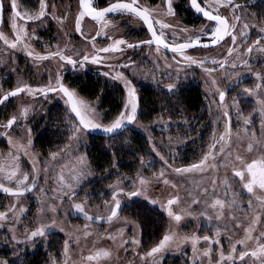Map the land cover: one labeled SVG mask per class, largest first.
<instances>
[{
	"label": "rangeland",
	"instance_id": "obj_1",
	"mask_svg": "<svg viewBox=\"0 0 264 264\" xmlns=\"http://www.w3.org/2000/svg\"><path fill=\"white\" fill-rule=\"evenodd\" d=\"M73 1L51 0L50 2L51 5H58L57 8L51 9L53 16L66 17L65 20L54 18L61 29L57 30L62 37H68L72 33L73 23L78 16H76L78 6ZM179 1L174 0L173 4ZM4 4L5 7L10 5V0H4ZM50 4L48 8L52 7ZM158 10L155 13L161 17L162 22L171 25L164 30L173 34L174 42L198 38L204 35L203 31L206 33L209 30L210 25L204 24L193 32L183 25L181 15L169 16L163 5ZM239 11L242 20L240 26L244 28V24L247 23L249 27L244 30L252 32V38L264 33V0L259 8ZM115 15L123 19L124 14ZM126 17L133 20L129 14ZM81 22L85 27L87 22L83 18ZM133 24L141 26L138 21ZM119 25L120 23H116L115 27ZM121 28L117 29L115 34L125 36L128 41L138 40L134 37L130 39L127 36L129 33L124 32L126 28L123 25ZM13 30L9 22L4 26L0 36L9 42H15L16 36L13 35ZM197 31L200 34H197ZM245 31L238 34L243 36ZM106 33L111 34V31ZM85 34L91 36L93 33L87 29ZM101 40L105 42L99 41L100 45L105 44L108 38ZM256 41L257 39L237 38L233 45L232 39H227L220 47L213 50L198 49L185 54L162 53L145 45L143 49L130 48L118 54L119 51L90 53L89 45L79 39H59L58 45L51 44L50 49H44V43L41 41L38 42L40 48L35 49L36 51H33L30 45L31 39H23L16 49L8 48L4 41L0 40V76L10 72L11 68L21 67L20 63L12 64L14 52L26 55L25 62L29 65L28 69L33 72L28 74L27 79L33 91L14 99L16 113L12 115L17 117V123L10 131L5 129L3 133V144L0 145V183L15 189L16 180L22 179L24 174L29 177L27 185L31 186L32 181L35 180L33 190L21 197L7 196L0 191V213H6V219L0 220V262L25 264L28 257L37 256L35 250L39 247L46 257L44 264H218V262L259 264L251 257H246L245 261L238 259L221 261L222 255L227 257L231 254L233 245L238 256L241 251L255 250L258 237L264 242V237H261V232H264V204H261L264 191L255 188L254 192L249 194L239 178L234 176L235 170H244L248 163L264 160V106L260 103L264 101V52L259 51L260 48H264V39L259 45H256ZM24 45L27 47L25 48ZM81 46L87 51L90 50L88 52L90 57L98 56L101 60H106H100L102 63L95 64L91 63V59L83 61V68L98 72L99 76L111 83L114 81L123 90L125 95L122 111H125L129 101L126 86L129 82L135 89L136 104L138 101L142 102L141 96L137 93L140 87H159L157 94L159 92L168 94L173 93L177 85H198L207 97H205L206 106L209 108L207 114H210L211 123L210 131L204 135L207 142L201 141L202 146H195L192 150L200 155L199 158L194 160L191 157L187 160L188 163L181 159L176 163L168 162L157 152L155 138L159 145L161 139L170 143L168 149L173 157L184 156L181 151L178 154L176 148L186 144L190 140L188 137H192L190 135L195 131L204 130V126L200 127L196 123L190 125L188 121L185 122L187 119L181 116L180 119H176L177 121L171 120L169 114L161 115L162 112L152 117V123L147 124L143 122L141 111L137 109L138 118L128 129L127 134L135 131L142 133L150 143L151 151L155 148L153 153L161 164L151 170L152 162H146L147 160L140 157V168L138 167V171L133 175H117L112 182L99 185L100 181L93 174L85 158L92 136L83 130L79 133L73 131L78 125L59 94L47 98H34V95L41 93L36 91L37 89L57 86L62 72L69 71L70 74L76 75L81 68L80 63L73 66L53 54L61 50L66 58L71 55L70 58L80 61L77 50ZM249 46L253 47L251 54L246 51ZM230 48L233 49L232 55L228 54ZM29 51L34 52V56L49 58L45 60L30 58L27 55ZM186 57L197 63H190ZM133 61L135 63H132ZM221 63L224 67L220 66ZM232 63L237 67L232 68L230 66ZM208 68L215 71L207 72L205 69ZM257 74H260L259 78ZM113 76L117 78L113 79ZM121 76L123 79L120 78ZM15 83L17 86L19 81L16 80ZM169 84L176 86L173 91H168ZM257 85L262 87L257 89ZM245 89L252 90L254 94L245 92ZM220 91L225 93L222 105L219 102ZM82 101L93 110L87 114V118L102 126H110L121 114L112 116L109 111L96 108V103L84 99ZM224 111L229 113L230 132L228 122L223 116ZM53 112L60 117L63 127L52 124L65 132L62 136L66 137L68 142L64 150L54 153L57 155L51 154L42 158L34 149L33 142L35 137L41 134V125L46 126L53 122L48 121V115ZM245 119L250 120V124L245 125ZM179 124L185 127L186 132L179 133V128L177 129ZM170 129L172 132H169ZM221 135H225L227 143L219 141L215 144L212 157L206 162L208 165L206 170L184 174L174 171L176 168L199 164L208 154L213 142ZM110 138L112 137L107 139ZM249 143L253 144L251 151L248 150ZM237 157L240 159L238 160ZM12 171H16L17 176L9 182L6 177ZM245 178L247 179L246 171ZM97 180L98 192L94 193L92 186ZM165 180L168 183H164ZM133 192H138L139 195L133 196ZM117 193L120 209L118 216L109 221L107 217L114 203L111 197ZM177 197L178 203L171 206V211L174 215L181 216L179 222L168 216V201ZM249 197L253 205L251 208ZM135 200L145 203L166 218L168 225L164 235L174 234L165 248L151 257L147 255L151 249L141 248V223L127 214L129 204ZM193 200L200 202L193 203ZM216 200L223 202L222 208L219 205L212 207ZM77 203L82 205L87 215L96 219L87 221L82 214V218H70L77 214L74 208ZM256 216H259V222L253 224ZM39 228H44L46 235L29 239L31 231ZM249 228H253L252 239L246 240V230ZM204 236H208L210 240L205 241ZM237 241L244 243L240 244ZM205 251L209 253L207 256L204 255ZM104 252L108 255L104 256ZM88 256H92L93 259L89 261Z\"/></svg>",
	"mask_w": 264,
	"mask_h": 264
},
{
	"label": "snow or ice",
	"instance_id": "obj_2",
	"mask_svg": "<svg viewBox=\"0 0 264 264\" xmlns=\"http://www.w3.org/2000/svg\"><path fill=\"white\" fill-rule=\"evenodd\" d=\"M228 2L231 4L232 0H228ZM39 3H40V11L38 15H31L28 13L21 14L19 11H17V0H10V6L12 9V13H13V21H12L11 27L14 29L16 40L15 42H9L6 38H4L3 36H0V40H3L8 48L16 49L18 44L23 42V37L25 35L26 29L23 26L17 25L16 23L17 19L23 20L25 21V23H30V22H35L36 20H42L43 17L46 14H48L46 12V0H39ZM166 4H167L168 11L171 12L172 11L171 0H166ZM191 6L196 10L197 13H200L207 21L212 22L211 26H209L208 32L204 33V35L210 38L211 44L214 45L220 41H223L227 35H231L233 45H235V42L237 39V36L233 34V32L235 31V23H233L232 25H229L226 17H222L218 12L214 13L213 11L206 10L202 6L201 3H198V0H191ZM80 7L83 9V11H81L80 18H78L76 22L77 32L81 31L80 20L85 15H89L92 20L99 22V21H103L109 14L118 13V14H131V15H134L135 17H138L140 20L144 22L145 26L147 27V30L149 31L152 37V39L150 40L141 41V42H138L137 44L126 43V41L123 39L116 40L112 46L99 49L98 50L99 52L115 53L117 51H123V49L120 48L121 45H126L127 48H139V47H142L143 45L152 46L154 43L155 45H157V51H159V47L162 46L166 49H170L174 53L178 51L182 53L184 50L194 47V46H204V47L209 46V44L203 43L200 38H190L183 43L173 44L170 47L169 44L163 38V33H158V31L156 30V26L159 25L160 29H167V28H170L171 25L167 23H163L159 19H156V20L152 19L150 17L149 10L138 6V0H130V2H125V0H114L112 4H110L109 6H107L106 8L102 10L95 9L94 7H92L91 0H80ZM235 7H238V6H235ZM2 9H3V4L0 3V10ZM240 19L241 17L239 15L234 16V20L236 22H239ZM248 27L249 25L245 23L244 28H248ZM259 44H260V41L257 40L256 45H259ZM24 47L26 48L27 45H24ZM246 51L249 54L253 53V47L249 46ZM259 51L264 52V48H260ZM232 53H233V49L230 48L228 54L232 55ZM27 55L30 58L38 59V60H45L49 58L47 56H39V55L34 56L31 51H29ZM53 55H58L60 60L62 61L66 60L68 64L73 65V66H75L77 63H81V61L74 60L70 57L66 58L63 54L59 52L54 53ZM89 59L90 58L87 55H84L82 57V61H85V62L89 61ZM186 59H189L190 63H193V64L197 63V61L191 60V58L186 57ZM100 60H101L100 57L94 56L91 58V63L95 64V63L100 62ZM132 63H135V62L133 61ZM200 63H204V62H200ZM213 63H216V61H213ZM245 64H247V61H245ZM81 66H83L82 63H81ZM124 66H128V65H124ZM220 66L224 67L222 63ZM230 66L232 68L237 67L235 63H232ZM205 70L207 72L215 71V69H211V68H208ZM105 75H109V74L105 73ZM257 76L259 78L260 74H257ZM112 78L116 79L117 77L113 76ZM120 78L123 79V76H121ZM213 83L215 82L213 81ZM126 86L128 87L127 94L129 97V101H128V104L125 106V111H122L119 118L116 119L108 127H103L101 124L95 123L93 122V120L88 119L87 114L93 110H90L88 108V105L84 101L79 100L76 97L75 92L71 91L68 87H65L62 83H60L59 80L57 81V87L55 88L49 86L48 91H45L44 89H37L36 91L42 92L45 98H47L48 92L58 91L63 94V97L66 98V102L71 112L75 114V117L78 120L79 126L74 127L73 129L74 132L79 133L82 130L90 131V130H96V129L102 128V130L105 133H112L122 128L125 123L131 124L136 119L137 104L135 102V99H136L135 89L130 86V82L126 84ZM175 87L176 86L174 84H169L167 86V89L168 91H173ZM261 87H262L261 85H257V89H260ZM26 91L31 93L33 90L31 88H26L25 86H18L14 90H10L6 94H4L2 97H0V104L5 103L11 97H15ZM244 91L248 92L249 94H254V92L249 89H245ZM224 99H225V93L223 91H220L219 92V102L221 103V105L223 104ZM260 103L262 104V106H264V101H260ZM25 113H26V110H25ZM223 116L225 120L228 122V125H229L228 131L230 132L231 121H230L228 111H224ZM16 123H17L16 117H12L7 120V123L3 125V127L11 130L13 125ZM244 124L245 125L250 124V120L245 119ZM219 141H224L225 143H227V141L225 140V135L219 136L218 139L213 142V144L209 148L208 154L205 155V157L199 164H194V165H191L190 167L176 168L174 169V171L178 174H184V173H191V172H201V171L206 170L208 166L206 162L212 157V149L215 148V144ZM252 147H253V144L249 143L248 150L251 151ZM153 150L155 151V148ZM221 151H223V148H221ZM55 155L57 154H54V156ZM16 159L18 160L19 157H17ZM237 159L239 160L240 157H237ZM212 167H215V165H212ZM245 171L247 172V179L245 178ZM16 176H17V172L12 171L11 173L7 175L6 179L9 182H11ZM234 176L239 178V180L243 184L244 189H246V191L249 194H252L255 188H259L260 190L264 191V160H254L252 163H248L245 166L244 170H239V169L235 170ZM28 179L29 177L27 174H24L22 179H17L15 189L5 186L3 183H0V191H2L3 193L7 195L14 196V197L24 196L26 192H31L33 188L35 187V180L32 181L31 186L27 185L26 182L28 181ZM141 183H143V181H141ZM164 183H168V181L165 180ZM132 195L133 196L139 195V193L133 192ZM117 196H118V193L111 197V200L114 203L111 208L110 215L107 217L109 221L118 216V211L120 209V201L117 198ZM178 199L179 198L177 197L174 199H170L168 201V216L171 217L176 222H179L181 220V216L174 215L173 212L171 211V206L178 203ZM192 202L199 203L200 201L193 200ZM261 204H264V199H261ZM217 205H219L222 208L223 202L221 200H216L215 203L212 205V207H216ZM13 207H15V205H13ZM249 207L250 208L253 207L251 197H249ZM74 208L77 213L84 215L87 221H93L96 219L93 216L87 215L81 204H78V203L75 204ZM21 211H23V209H21ZM4 219H6V213H0V220H4ZM257 222H259V216L255 217V219L253 220V224ZM85 227H87V225H85ZM252 231H253V228H249L246 230V236H245L246 240L252 239L251 237ZM45 235H46V232L44 228H39L35 231H31L30 236L28 238L36 239L38 237H43ZM173 235H164L163 239L159 242V244L156 247H153L151 251L147 253V255L151 257L154 254L160 253L162 249H164L165 246L173 239ZM261 237H264V232H261ZM203 239L205 241L210 240L208 236H204ZM215 242L219 243L218 241H215ZM125 243H127V241H125ZM193 243L195 244V238H193ZM237 243L243 244L244 241H237ZM208 254H209L208 251L204 252L205 256H207ZM103 255L107 256L108 253L104 252ZM246 257H251L254 260L258 261L259 264H264V242H261L259 237L257 238V248L255 250L251 252L244 250V251L239 252L237 256L236 247L235 245H233L231 249V254H229L227 257H224L222 255L221 261L223 260L235 261L237 259L239 261H245ZM87 259L91 261L93 257L88 256ZM0 264H3V262H0ZM218 264H220V262H218Z\"/></svg>",
	"mask_w": 264,
	"mask_h": 264
},
{
	"label": "trees",
	"instance_id": "obj_3",
	"mask_svg": "<svg viewBox=\"0 0 264 264\" xmlns=\"http://www.w3.org/2000/svg\"><path fill=\"white\" fill-rule=\"evenodd\" d=\"M73 84L78 86L83 95L91 101L97 102L101 111H109L112 116H115L119 112L122 106L123 90L114 81L111 83L101 76L94 77L91 74H84L75 79ZM140 94L142 98L140 114L143 122L147 124L152 123V117H156L162 112L161 115L167 116L169 114L171 120L175 119L177 121L181 116L186 118L185 122L188 121L190 125L196 123L200 127L204 126V130L200 132L198 130L195 131L190 135L192 137H188L190 140L186 144L176 148L178 154L181 151L185 154L184 156L178 155L177 157H173L168 149L170 148V143H166L167 141L161 139L159 145V142L155 138L157 152L166 158L168 162L174 161L176 163L181 159V161L184 160L188 163L189 161L187 160H190L191 157L194 160L198 159L200 155L192 152V150H194L195 146L201 147L203 141L207 142L204 135L211 129L210 114H207L209 108L206 106L203 90L198 85L193 84L178 87L173 93L163 94L159 92L157 94L155 89L143 87L140 89ZM56 117L57 119H55ZM59 118L56 113H50L48 121L53 122H50V125H41V134L37 135L34 139L33 147L42 158H46L48 155L66 148L65 145L68 139L62 136L65 132L60 127L53 126V124H58L63 127V123ZM194 119L196 121H192ZM38 120L43 122L42 119L38 118ZM175 125L177 124L175 123ZM178 128L179 133L186 132L182 124H179ZM172 129L169 132H172ZM127 133L128 130L110 139L92 137L89 147L86 149L85 158L93 174L100 181L99 185L105 182H112L117 178V175H133L138 171V167L140 168V157L147 160L146 162H152L151 165L147 163L151 166V170L156 169V166L161 164L159 159L156 158L155 153H153V150L151 151L150 143L140 132ZM174 146L176 147V145ZM98 180L92 186V189L95 190L94 193L98 192L96 188ZM127 214L141 223V246L143 249H149L154 246L166 232L168 225L166 218L144 203L136 200L132 201L129 204ZM36 253L37 256L28 257L25 264H44L46 257L43 255L42 249L38 247Z\"/></svg>",
	"mask_w": 264,
	"mask_h": 264
},
{
	"label": "flooded vegetation",
	"instance_id": "obj_4",
	"mask_svg": "<svg viewBox=\"0 0 264 264\" xmlns=\"http://www.w3.org/2000/svg\"><path fill=\"white\" fill-rule=\"evenodd\" d=\"M74 1H75V3L78 6V11L76 13V16L77 15L78 16L75 18V21L73 23V31H72V33H70V35L68 37H62L61 34H59L58 30L60 29V27L57 24V22L54 20V18H56L58 20H65L66 17L53 16V14L51 12V9L57 8L58 5H56V4L51 5L50 4L51 0H46V5H47L46 12L48 14H46L43 17L42 20H36L35 22H30V23H25V21L19 20V19L16 20L17 25L23 26L26 29V32H25V35H24L23 39H25V40L31 39L30 45H31L33 51H36L35 49L39 50L40 47L37 45L38 42L42 41L41 43H44V49H50L51 44L58 45V40L59 39H79L80 41H82V42H84V43L89 45V48L91 50L90 53H93L94 51L96 52L99 49H102V48H105V47H110V46H112L114 44V42L116 40H120V39H123V40L126 41V43H131V44H137L138 42L152 39L151 34L147 30V27L145 26L144 22L142 20H140L138 17H135L134 15H131V14H129V15H130V17L133 20H131L130 18L126 17L128 14H124L123 15V19H121L119 15L109 14L103 21H99V22L95 21V20H92L89 15H85L83 17V20H85L87 22V24L84 27L83 22H81V20H80L81 31L77 32L76 22H77V19L80 18V13H81V11H83V9L80 7V0H74ZM218 1H220V2L217 3ZM113 2H114V0H91L92 7H94L95 9H101V10L106 8L107 6L112 4ZM125 2H130V0H125ZM173 2H174V0H171V4H172V11L171 12L168 11L166 0H138V6L141 7V8H145V9L149 10L150 17L152 19H154V20L159 19V20L162 21L161 17H159L155 12L159 11L158 10L159 7H162V5H163V7L165 8L166 12L170 14L169 16L179 17V15H181L182 18H183V21H184L183 25L185 27L191 29L193 32H196L197 28H199L200 26H202L204 24H209L211 26L212 22H209L206 19L202 18L195 11V9L191 6L189 0H180L179 3L175 2V4H173ZM251 2H252V4H248V3H251ZM0 3L3 4V9L1 10V20H0V34H1V32L4 29L5 25H7L9 22H11V24H12L13 13H12V9H11L10 5L5 7L4 0H0ZM198 3H201L202 6L206 10L213 11L214 13L218 12L222 17H226L229 25H232L233 23H235V31L233 32V34L236 35L238 39H243V40L244 39H257L259 41L264 39V33L263 34H258L256 37L252 38L251 37V33L252 32H250L249 30L245 31L244 28H242L240 26L242 20L240 19L239 22H236L234 20V16L235 15H239L241 17V12L239 10H242V9L250 10L252 8H257V7L259 8L263 4V0H232L231 4L228 2V0H198ZM48 4H50L52 7L48 8ZM186 4L188 5L189 8L187 7ZM246 4H248V5H246ZM235 6H238V7H235ZM186 7H187V9H186ZM17 11H19L21 14L28 13V14H31V15H38L39 11H40L39 0H17ZM137 21L140 23L141 26H137L136 24H133V22H137ZM116 23H120V25L118 27H115ZM122 25L126 28L124 30V32L125 33H129L127 36L130 39L132 37H134L135 39H138V40L134 41V42L128 41L125 36L115 34L117 32V29H122L121 28ZM87 29H90L92 31L93 34L91 36H86L85 31H87ZM156 30L158 31V33H163V38L169 44L170 47L173 44H178V43L185 42V41L174 42L172 40L173 39V34L166 32L164 29H160L159 25L156 26ZM107 31H111V34H107L106 33ZM242 31H245V32H243V36L239 35ZM13 33H14L13 35H15L14 30H13ZM203 33H205V31H203ZM197 34H200V32L197 31ZM14 38H16V37H14ZM93 38H95V39H93ZM106 38H108L106 43L100 45L99 41L105 42V41H102L101 39H106ZM198 38H200V39H210V38H205L204 35H200V36H198ZM53 39H54V42L52 43ZM227 39H232L231 35H227L225 37V40L222 43H220L218 46H216V47H211V48L197 47V48H193V49H189V50H184L182 53L179 52V51L174 53L170 49H166V48H164L162 46L159 47V50L162 53L164 52V53H167V54H185V53H188V52H191V51H194V50H198V49L199 50H213L215 48L220 47ZM202 42H210V40H203ZM59 45H61V44H59ZM96 45H97V47H96ZM145 47L146 46L143 45L142 47L134 48V49H143ZM151 47L154 48L155 50H157V45L153 44ZM120 48L123 49V51H119L118 54L121 53V52H125L126 50L130 49V48H127L126 45H121ZM84 50H85L84 46H81L77 50V54L80 55L79 58H80V61H81L82 65L84 64V62L82 61V57L84 55L89 56L90 59L93 57V56L90 57V55H88V52L90 50L89 51H87V49L85 51ZM58 52L64 55V53L61 52V50H58ZM33 55H34V52H33ZM25 56L26 55L19 54L17 52L13 53L12 64L14 65L17 62V65H19V63H20L21 67L11 68L10 72L0 76V82H1L0 83V97H2L8 91L14 90L18 86H25L26 88H31L30 82H28L27 79H28V74L30 75L33 72L30 69H28L29 65L25 62V58H24ZM56 56L59 57L58 55H56ZM70 56L71 55H68L67 58L70 57ZM101 61H106V60L102 59ZM101 61H100V63H102ZM138 61H140V60L138 59ZM21 68H24V69H21ZM88 72H91L92 73L91 75H93L94 77H99L98 72H96L94 70L92 72L89 68H83V66H81V68L78 69V72L76 73V75L70 74L69 71L62 72L61 78L59 79V81L65 87H68L71 91L75 92L77 98L82 99V100L84 99V100H86L88 102L96 103V108H99L100 106L97 104V102L91 101L88 97L83 95V93L79 90L77 85L73 84V81L75 79H77L80 76H83L84 73H88ZM16 80L19 81V84L17 86H16V83H15ZM55 87H57V86H53V88H55ZM160 87H162V86H160ZM178 87H182V86L177 85V88ZM48 88L49 87H46L44 90L48 91ZM142 88L143 87H140L137 90V93L140 96H141L140 89H142ZM148 88L155 89L157 91L159 87L158 88L148 87ZM177 88L175 90H177ZM160 90L162 91L163 89L161 88ZM26 93H27V91L15 96V97H11L5 103L0 104V130L2 131L0 133V145L3 144V140L2 139L4 137L3 133H4L5 129L7 131H10L9 129L3 127V125H5L7 123L8 119H10L12 117H16V116L12 115V114L16 113L13 101H14V99H16L18 97H21L22 95H24ZM56 94H59L64 99L68 111L71 113L72 117L74 118V121L78 125L73 113L71 112V110H70V108H69V106H68V104L66 102V98L63 97L62 93H60L58 91L48 92L47 97H52V96H54ZM124 95L125 94L123 92L122 106H121L119 112L117 113L118 115L123 110ZM35 97H37L39 99V98H42V97H45V96L41 92V93H39L37 95H34V98ZM206 98H205V102L207 101ZM137 109L140 110L139 101H138V104H137ZM137 118H138V116H137ZM137 118H136V120H137ZM16 119H17V117H16ZM14 125H13V127H14ZM103 127H105V126H103ZM128 129L124 130L122 133H124ZM87 134H89V133H87ZM89 135H91V134H89ZM91 136L92 137H99V136H93V135H91ZM104 138H108V137H104ZM7 196H10V195H7ZM141 203H143V202H141ZM72 217H79V218L81 217L82 218L80 213L74 214L70 218H72ZM141 244H142V242H141ZM152 247H154V246H152ZM152 247L149 248V249H152ZM141 248H142V246H141ZM35 252H36V250H35Z\"/></svg>",
	"mask_w": 264,
	"mask_h": 264
},
{
	"label": "water",
	"instance_id": "obj_5",
	"mask_svg": "<svg viewBox=\"0 0 264 264\" xmlns=\"http://www.w3.org/2000/svg\"><path fill=\"white\" fill-rule=\"evenodd\" d=\"M190 1V4H191V0H189ZM255 2V1H254ZM248 4H252V2L251 3H248ZM248 4H246V5H248ZM196 11V10H195ZM202 18H204L200 13H198ZM205 19V18H204ZM0 20H1V10H0ZM225 40V39H224ZM223 40V41H224ZM223 41H220V42H218V43H216V44H211V42H203V43H206V44H209V46L208 47H205V48H211V47H216V46H218L220 43H222ZM155 44V43H154ZM197 47H204V46H194V47H191V48H188V49H186V50H189V49H193V48H197ZM73 115H74V117H75V114L73 113ZM137 116H138V113L136 112V118H137ZM75 119H76V121H77V123H78V120H77V118L75 117ZM136 120V119H135ZM134 120V121H135ZM133 121V122H134ZM133 122L131 123V124H128V123H125L124 124V126L122 127V128H120V129H118V130H116V131H114V132H112V133H105L103 130H102V128L101 129H96V130H90V131H86L87 133H89V134H91V135H93V136H99V137H112V136H115V135H118V134H120V133H122L124 130H126V129H128L129 127H131V125L133 124ZM28 193H30V192H26V194H28Z\"/></svg>",
	"mask_w": 264,
	"mask_h": 264
}]
</instances>
